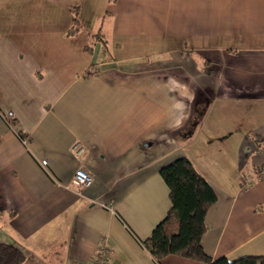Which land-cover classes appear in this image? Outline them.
<instances>
[{
    "label": "crops",
    "instance_id": "obj_1",
    "mask_svg": "<svg viewBox=\"0 0 264 264\" xmlns=\"http://www.w3.org/2000/svg\"><path fill=\"white\" fill-rule=\"evenodd\" d=\"M180 156L216 195L204 251L264 257V0H0V242L22 264L103 240L113 264H205L142 245Z\"/></svg>",
    "mask_w": 264,
    "mask_h": 264
},
{
    "label": "trees",
    "instance_id": "obj_2",
    "mask_svg": "<svg viewBox=\"0 0 264 264\" xmlns=\"http://www.w3.org/2000/svg\"><path fill=\"white\" fill-rule=\"evenodd\" d=\"M81 27L79 7L75 6L70 33L77 32ZM92 37H97V34ZM159 173L168 186L171 207L151 235L142 241L143 247L155 259L174 254L205 264H264L263 256L212 260L204 251L201 237L206 230L205 215L216 195L187 156L164 164ZM25 259L26 254L21 248L0 242V264H22Z\"/></svg>",
    "mask_w": 264,
    "mask_h": 264
},
{
    "label": "built area",
    "instance_id": "obj_3",
    "mask_svg": "<svg viewBox=\"0 0 264 264\" xmlns=\"http://www.w3.org/2000/svg\"><path fill=\"white\" fill-rule=\"evenodd\" d=\"M85 151L83 145L79 142H75L72 145V152L81 156ZM93 180L91 173L82 167H78L70 180V184L77 189L88 186ZM112 250L106 240H103L97 251L94 253L91 264H113L111 262Z\"/></svg>",
    "mask_w": 264,
    "mask_h": 264
},
{
    "label": "water",
    "instance_id": "obj_4",
    "mask_svg": "<svg viewBox=\"0 0 264 264\" xmlns=\"http://www.w3.org/2000/svg\"><path fill=\"white\" fill-rule=\"evenodd\" d=\"M146 144H150V142L149 143H146Z\"/></svg>",
    "mask_w": 264,
    "mask_h": 264
}]
</instances>
